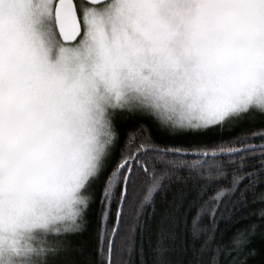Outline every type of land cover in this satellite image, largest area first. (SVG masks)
I'll return each mask as SVG.
<instances>
[{
	"label": "snow or ice",
	"instance_id": "6c2138e0",
	"mask_svg": "<svg viewBox=\"0 0 264 264\" xmlns=\"http://www.w3.org/2000/svg\"><path fill=\"white\" fill-rule=\"evenodd\" d=\"M171 2L0 0V264H264V0H189L249 40L195 74Z\"/></svg>",
	"mask_w": 264,
	"mask_h": 264
},
{
	"label": "clouds",
	"instance_id": "9594fccd",
	"mask_svg": "<svg viewBox=\"0 0 264 264\" xmlns=\"http://www.w3.org/2000/svg\"><path fill=\"white\" fill-rule=\"evenodd\" d=\"M197 8L198 5L189 0H172L164 5L161 15L168 22V30L156 41L144 40L141 45L144 54L149 59L155 55L169 60L182 71L195 74L201 52L206 51L219 60H227L240 70L249 48L242 22L214 11L201 17ZM259 107L264 108V104ZM62 119L74 123V113L66 111ZM98 170V167L94 168L90 175H95ZM77 196L81 209L91 200V195L87 193H78Z\"/></svg>",
	"mask_w": 264,
	"mask_h": 264
},
{
	"label": "trees",
	"instance_id": "16d2710c",
	"mask_svg": "<svg viewBox=\"0 0 264 264\" xmlns=\"http://www.w3.org/2000/svg\"><path fill=\"white\" fill-rule=\"evenodd\" d=\"M261 120L260 117H256L255 118V122L256 123H259ZM253 198L252 194H249V200H251ZM260 205L259 204H250V208H259ZM251 219H255V217H252ZM248 223V221H242L241 223L239 224H233L231 225L230 227H227V231L225 232L224 234V240L227 241L232 233L237 229V228H240V227H243L244 224ZM220 227H221V230L224 231V229L226 228V225H225V222L222 220L220 221ZM219 235V234H218Z\"/></svg>",
	"mask_w": 264,
	"mask_h": 264
}]
</instances>
